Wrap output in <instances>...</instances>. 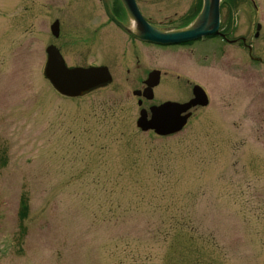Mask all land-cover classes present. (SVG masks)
I'll list each match as a JSON object with an SVG mask.
<instances>
[{"label":"rangeland","instance_id":"obj_1","mask_svg":"<svg viewBox=\"0 0 264 264\" xmlns=\"http://www.w3.org/2000/svg\"><path fill=\"white\" fill-rule=\"evenodd\" d=\"M196 2L138 0L147 18L175 24ZM254 2L238 0L231 37L158 45L122 32L102 0H0V264H264V0ZM51 44L69 66H108L111 82L61 95L43 71ZM155 69L160 84L139 105ZM196 84L210 102L191 106L181 131L137 128L142 108L188 102Z\"/></svg>","mask_w":264,"mask_h":264},{"label":"water","instance_id":"obj_2","mask_svg":"<svg viewBox=\"0 0 264 264\" xmlns=\"http://www.w3.org/2000/svg\"><path fill=\"white\" fill-rule=\"evenodd\" d=\"M128 15L137 21L139 28L133 35L140 36L142 39L161 43H181L195 40L207 35L219 34L220 28V0H204V6L199 16L191 23L190 26L173 31H164L151 26L143 18L135 0H123ZM105 6L108 16L112 17L120 26L122 23L113 16L114 14L109 9L108 0H105ZM59 22L56 21L52 26L54 35H59ZM49 54L48 63L45 74L51 80L53 85L63 94L69 96L82 95L90 89L97 88L111 82L112 76L107 66H92L88 68L68 67L60 51L55 46L47 49ZM160 71L154 70L150 73L147 84L149 85L145 91L146 97L152 98L151 87L155 86L160 81ZM198 102H201V88L197 87ZM136 94H140L139 91ZM141 103V102H140ZM178 104L168 102L158 107H153V115L148 119L147 112L142 111L141 117L138 120V126L143 130L154 129L157 133L167 135L180 131L186 124L189 114L183 115L181 112L186 111L193 104ZM206 104V102L204 103Z\"/></svg>","mask_w":264,"mask_h":264},{"label":"trees","instance_id":"obj_3","mask_svg":"<svg viewBox=\"0 0 264 264\" xmlns=\"http://www.w3.org/2000/svg\"><path fill=\"white\" fill-rule=\"evenodd\" d=\"M28 194L27 193H24L22 196H21V202H20V219H21V222L26 219V217L29 215V211H30V208H29V198L27 197Z\"/></svg>","mask_w":264,"mask_h":264},{"label":"flooded vegetation","instance_id":"obj_4","mask_svg":"<svg viewBox=\"0 0 264 264\" xmlns=\"http://www.w3.org/2000/svg\"><path fill=\"white\" fill-rule=\"evenodd\" d=\"M125 15V14H124ZM127 16V15H126ZM121 18H122V16H121ZM125 21H128V23H130V21H129V19H128V17H125V19H124ZM150 20V22L151 23H153V24H156V25H158L159 27H162V28H170L172 25H167L166 23H159V22H154V21H152V19H149ZM139 41V40H138ZM140 42H142V41H140ZM143 43H145V42H143ZM145 81H146V79L143 81V84H144V86L142 87V92H143V90L145 91V89L147 88L146 86V84H145ZM139 90V89H138ZM141 91H140V96L138 97V98H140V97H145V93H142ZM144 99H146V98H144Z\"/></svg>","mask_w":264,"mask_h":264}]
</instances>
